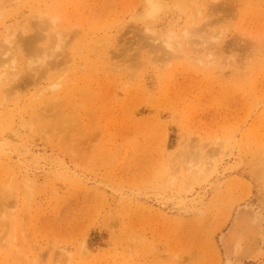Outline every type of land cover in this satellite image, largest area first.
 I'll return each mask as SVG.
<instances>
[{"label": "rangeland", "instance_id": "rangeland-1", "mask_svg": "<svg viewBox=\"0 0 264 264\" xmlns=\"http://www.w3.org/2000/svg\"><path fill=\"white\" fill-rule=\"evenodd\" d=\"M0 75V264H264V0H0Z\"/></svg>", "mask_w": 264, "mask_h": 264}, {"label": "bare ground", "instance_id": "bare-ground-1", "mask_svg": "<svg viewBox=\"0 0 264 264\" xmlns=\"http://www.w3.org/2000/svg\"><path fill=\"white\" fill-rule=\"evenodd\" d=\"M1 75L3 78V74ZM235 216L228 229L219 236L220 241L225 254L237 252L246 256L245 254L259 247L263 238V225L259 217L247 210H239Z\"/></svg>", "mask_w": 264, "mask_h": 264}]
</instances>
